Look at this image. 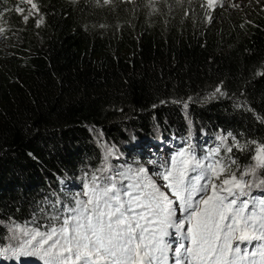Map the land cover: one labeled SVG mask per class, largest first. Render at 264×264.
Masks as SVG:
<instances>
[{
  "label": "trees",
  "instance_id": "obj_1",
  "mask_svg": "<svg viewBox=\"0 0 264 264\" xmlns=\"http://www.w3.org/2000/svg\"><path fill=\"white\" fill-rule=\"evenodd\" d=\"M257 145L264 0H0V251L9 227L86 199L107 147L115 173L187 150L225 179Z\"/></svg>",
  "mask_w": 264,
  "mask_h": 264
},
{
  "label": "snow or ice",
  "instance_id": "obj_2",
  "mask_svg": "<svg viewBox=\"0 0 264 264\" xmlns=\"http://www.w3.org/2000/svg\"><path fill=\"white\" fill-rule=\"evenodd\" d=\"M252 159L240 177L232 172L220 179L227 165L181 151L155 173L165 181L161 186L144 168L109 175L105 167L85 185L86 199L74 197L62 208L57 201L43 226H14L19 243L0 256H31L43 264H169L172 252L171 264H264V198H251L254 185L243 179L264 169V145ZM169 229L184 234L175 248L165 239ZM240 244L256 247L251 256L260 259L248 260Z\"/></svg>",
  "mask_w": 264,
  "mask_h": 264
},
{
  "label": "rangeland",
  "instance_id": "obj_3",
  "mask_svg": "<svg viewBox=\"0 0 264 264\" xmlns=\"http://www.w3.org/2000/svg\"><path fill=\"white\" fill-rule=\"evenodd\" d=\"M211 1H220V0H211ZM159 153L160 154L161 153L163 154L164 151L160 150ZM115 154H117V152L114 149L110 148V147H107L105 149V151H104V162L102 164L101 170L104 169L105 167H107L109 169V172L106 173V174L111 175V174H114L115 173V170L112 167V164H113L112 157ZM142 168H144V167H142ZM144 169H146L148 176H150L156 182L157 186H161V185H163L165 183L158 175H155V173H153L152 170L149 169V167H148V169L147 168H144ZM101 170H100V174H101ZM238 177H240V176H238ZM243 179L245 181H250L254 185L253 188L251 189V197L252 198H254L257 195H261L260 192H263L264 191V184H261L260 183V181L261 180H264V179H262L259 176V170L258 169L256 170V174L255 175H244L243 176ZM161 190L163 192H165V193H168V189L167 188H161ZM169 195H170V193H169ZM171 198L173 200H175V197H171ZM11 229L12 228L9 227V232H11ZM14 235H17L18 236V234H15V233L12 235V237L10 236V239L8 241V244H9L8 248L15 247L19 243V240L13 239V236ZM12 241H13V243H12ZM235 243H238V241H234V244ZM255 243L257 244L258 242H255ZM250 249H251V245H248L247 247L245 246L244 248H241V251H245L246 250L248 252ZM9 256H10V253L6 254L5 257H4V259L5 258H8ZM0 258H1V256H0ZM32 260L33 261H31V262H33V263H36L37 260L40 261L41 263H43L41 260H39L36 257H32ZM28 261H30V260H28ZM2 263H3V261L0 260V264H2Z\"/></svg>",
  "mask_w": 264,
  "mask_h": 264
},
{
  "label": "water",
  "instance_id": "obj_4",
  "mask_svg": "<svg viewBox=\"0 0 264 264\" xmlns=\"http://www.w3.org/2000/svg\"><path fill=\"white\" fill-rule=\"evenodd\" d=\"M19 1L20 3H28V0H17Z\"/></svg>",
  "mask_w": 264,
  "mask_h": 264
}]
</instances>
